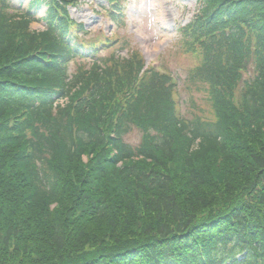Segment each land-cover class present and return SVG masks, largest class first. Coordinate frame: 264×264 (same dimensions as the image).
I'll use <instances>...</instances> for the list:
<instances>
[{"label": "trees", "instance_id": "trees-1", "mask_svg": "<svg viewBox=\"0 0 264 264\" xmlns=\"http://www.w3.org/2000/svg\"><path fill=\"white\" fill-rule=\"evenodd\" d=\"M79 1L0 0V264H264V0H201L180 28L207 114L126 39L96 57L119 38H84Z\"/></svg>", "mask_w": 264, "mask_h": 264}, {"label": "rangeland", "instance_id": "rangeland-1", "mask_svg": "<svg viewBox=\"0 0 264 264\" xmlns=\"http://www.w3.org/2000/svg\"><path fill=\"white\" fill-rule=\"evenodd\" d=\"M29 0H9L10 9H24ZM199 7V0H127L123 21L117 24L110 20L106 12L104 0H82L76 6L69 7L70 17L83 23L88 38H104L109 36L112 40L119 38L117 45L112 49L102 48L97 52L98 57H105L110 50L118 49L120 40L126 39L128 45L120 48V56H127V50L134 49L141 52L146 65L163 66L175 75L179 83V100L181 110L186 113L194 105L207 114L208 106L204 100V93L199 91H184L183 78L186 70L192 67L195 61L180 49V39L177 27L187 23ZM44 8L34 11L35 21L31 28L40 31L45 27L41 17ZM100 47V46H99ZM101 48V47H100ZM91 57H77L69 63V71L74 72L76 65H87ZM139 133L134 130L128 137L131 143L138 142Z\"/></svg>", "mask_w": 264, "mask_h": 264}]
</instances>
